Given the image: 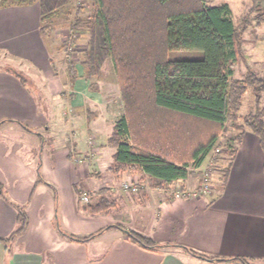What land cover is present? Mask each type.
<instances>
[{
  "label": "crops",
  "instance_id": "0c3cea01",
  "mask_svg": "<svg viewBox=\"0 0 264 264\" xmlns=\"http://www.w3.org/2000/svg\"><path fill=\"white\" fill-rule=\"evenodd\" d=\"M45 1L51 6L52 0ZM257 5L264 8V0ZM43 13L40 0L0 8V56L11 67L0 68V183L5 194L0 193V239L19 226L16 205L29 216L22 235L0 241V264H244L235 259L240 257L264 264V150L259 136L245 132L234 157L224 159V165L231 162L225 182L223 171L212 172L208 192L201 187L208 160L168 185L143 173L117 176L111 171L116 148L109 144L115 122L99 114L100 101L75 93L77 81L57 73L41 30ZM14 70L37 79L40 91ZM46 93L62 96L63 119L40 107ZM39 165L57 194L38 181ZM126 177L143 184L137 194L121 187ZM103 195L115 202L108 210L93 214L85 209ZM57 221L82 236L113 227L77 242L60 235ZM114 225L177 245L146 249ZM184 247L226 259H208Z\"/></svg>",
  "mask_w": 264,
  "mask_h": 264
},
{
  "label": "trees",
  "instance_id": "16d2710c",
  "mask_svg": "<svg viewBox=\"0 0 264 264\" xmlns=\"http://www.w3.org/2000/svg\"><path fill=\"white\" fill-rule=\"evenodd\" d=\"M36 1L0 0V8ZM40 1L44 10L41 23L44 34L49 6L45 0ZM211 1L96 0V17L103 24V38L120 86L124 110L109 139V144L116 148L111 171L117 176L125 172L143 173L159 184L168 185L187 178L209 155L217 158L230 155L232 159L247 130L259 136L264 150V107L241 116V124L235 122L240 119L247 92L252 89L259 98L264 91V77L254 70L248 68L243 77L235 76L236 66L245 58L242 45L247 24L239 27L234 22L229 4L212 5ZM175 50H202L204 57L170 59L169 53ZM15 74L28 82L21 73ZM230 121L239 133L231 139L232 143L224 144L221 138ZM218 147L220 152H216ZM230 166L229 161L222 170L223 182ZM40 167L38 181L46 183L57 194L56 188L43 178ZM0 193L5 196L1 183ZM113 203L103 195L85 209L96 214L108 210ZM16 208L19 226L0 241L14 240L28 228V213L24 207L16 205ZM114 226L146 249L177 245L157 242L123 225ZM56 227L62 237L85 242L113 226L86 236L67 231L59 221ZM184 248L208 259H226ZM235 259L249 264L245 258Z\"/></svg>",
  "mask_w": 264,
  "mask_h": 264
},
{
  "label": "rangeland",
  "instance_id": "374dc122",
  "mask_svg": "<svg viewBox=\"0 0 264 264\" xmlns=\"http://www.w3.org/2000/svg\"><path fill=\"white\" fill-rule=\"evenodd\" d=\"M257 1L213 0L210 2L212 5L229 4L234 22L239 27L247 24L242 45L245 58H242L236 66V77H243L249 69L264 77V15H262L264 8L259 9ZM95 3L96 0H52L51 6L46 9L48 22L44 37L53 53V61L56 64L57 73H61V78L72 82L77 81L75 93L80 96L90 94L95 100L100 101L97 111L103 115L105 121H107L106 118H112V122L116 125L124 111L121 91L109 49L103 38V24L101 19L96 17ZM76 24H79L78 27H74ZM169 57L176 60L202 59L204 51L175 50L169 53ZM87 60L90 61L88 64ZM8 62L3 55L0 56L1 69H10ZM14 73L18 71L14 70ZM28 81L33 82L31 84L35 85L36 91H40L37 79L34 81L28 79ZM256 94L257 92L252 89L247 92L240 119L235 120L236 124L242 123L241 116L256 113L264 107V91L259 98ZM45 96V101L39 99L40 107L45 109L46 114L50 110L51 115L54 114L63 119L62 96L51 97L49 93ZM232 124L233 121L228 123V129L221 138L224 144L232 143L231 139L239 133ZM233 144L235 146L237 143ZM211 156L213 154L207 159L209 162ZM223 166H225L224 163Z\"/></svg>",
  "mask_w": 264,
  "mask_h": 264
},
{
  "label": "built area",
  "instance_id": "2783aa9c",
  "mask_svg": "<svg viewBox=\"0 0 264 264\" xmlns=\"http://www.w3.org/2000/svg\"><path fill=\"white\" fill-rule=\"evenodd\" d=\"M90 144L91 145H94V141L93 139H90ZM221 148L218 147L216 149V152H220ZM224 159H226V155H220L219 158H217L215 155H213L212 158H210V162L207 164L206 166V169H205V179L206 181L203 182L202 184V190L203 192H208L211 188V184L209 183V175L212 173V172H219L221 170H223L224 166H223V163H224ZM77 161L81 162V159H77ZM121 187L129 192V193H132V194H137L143 187V184H141L139 181L131 178V177H126L125 179H123L121 181ZM183 194L182 190H179L177 192V195H181ZM89 199V196L87 193H85L83 195V200L87 201Z\"/></svg>",
  "mask_w": 264,
  "mask_h": 264
}]
</instances>
